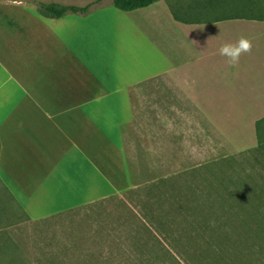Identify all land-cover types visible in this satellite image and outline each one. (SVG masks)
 Here are the masks:
<instances>
[{
  "label": "crops",
  "instance_id": "1",
  "mask_svg": "<svg viewBox=\"0 0 264 264\" xmlns=\"http://www.w3.org/2000/svg\"><path fill=\"white\" fill-rule=\"evenodd\" d=\"M157 4L151 15L102 6L55 17L0 1V180L29 217L134 186L142 138L152 152L150 132L182 130L185 103L264 104L262 6L186 20ZM241 36L254 47L231 67L219 49Z\"/></svg>",
  "mask_w": 264,
  "mask_h": 264
},
{
  "label": "rangeland",
  "instance_id": "2",
  "mask_svg": "<svg viewBox=\"0 0 264 264\" xmlns=\"http://www.w3.org/2000/svg\"><path fill=\"white\" fill-rule=\"evenodd\" d=\"M61 1L127 16L112 0ZM165 2L186 20L251 3L264 14V0ZM169 16L161 14L174 36ZM263 113L264 104L185 103L182 130L150 132L152 152L140 139L134 186L52 216L29 217L0 180V264H264Z\"/></svg>",
  "mask_w": 264,
  "mask_h": 264
},
{
  "label": "trees",
  "instance_id": "3",
  "mask_svg": "<svg viewBox=\"0 0 264 264\" xmlns=\"http://www.w3.org/2000/svg\"><path fill=\"white\" fill-rule=\"evenodd\" d=\"M158 0H113V3L116 7L122 10H134L137 8L148 6ZM204 1H215V0H204ZM38 9L45 15H52L55 17H60L67 12L73 13H87L90 9V4L86 5H75V4H64L56 1H39L37 3ZM173 14L177 17L186 18L180 15H177L173 11Z\"/></svg>",
  "mask_w": 264,
  "mask_h": 264
},
{
  "label": "clouds",
  "instance_id": "4",
  "mask_svg": "<svg viewBox=\"0 0 264 264\" xmlns=\"http://www.w3.org/2000/svg\"><path fill=\"white\" fill-rule=\"evenodd\" d=\"M254 45L250 37L241 36L238 41L231 43L225 42L219 49L220 55L227 58V62L231 67H237L240 58L246 53H250ZM214 221L212 226H214Z\"/></svg>",
  "mask_w": 264,
  "mask_h": 264
}]
</instances>
